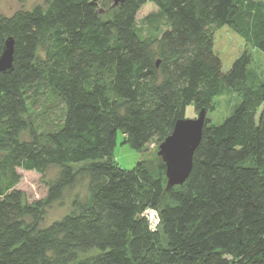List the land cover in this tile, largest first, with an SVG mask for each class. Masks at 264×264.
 I'll return each instance as SVG.
<instances>
[{
	"label": "trees",
	"instance_id": "16d2710c",
	"mask_svg": "<svg viewBox=\"0 0 264 264\" xmlns=\"http://www.w3.org/2000/svg\"><path fill=\"white\" fill-rule=\"evenodd\" d=\"M91 1L0 14V52L14 40L0 73V264H264V78L247 51L224 72L213 50L227 26L264 55V0H111L110 16ZM147 2L157 12L141 32ZM228 93L239 103L206 116L181 185L166 188L159 157L115 162L118 132L140 151L189 104L207 115ZM52 166L44 201H25L18 170ZM82 179L88 199L40 225Z\"/></svg>",
	"mask_w": 264,
	"mask_h": 264
},
{
	"label": "rangeland",
	"instance_id": "374dc122",
	"mask_svg": "<svg viewBox=\"0 0 264 264\" xmlns=\"http://www.w3.org/2000/svg\"><path fill=\"white\" fill-rule=\"evenodd\" d=\"M47 0H0V14L11 15L18 9H31L35 5L45 4ZM98 7L104 10L105 16L112 14V9L109 7L112 1L109 0V4L104 6V0H97ZM157 12V7L151 3H145L136 15V23L141 32H146L149 27L148 20L152 19ZM155 17V16H154ZM214 52L218 55L222 70L225 72L230 67L233 60L239 56L242 51H247L251 57V64L249 68L252 72L264 78V55L259 50L248 46L244 40L235 32H233L227 26L218 28L214 32ZM239 103V99L234 93H228L222 97L216 98L213 101L214 111L209 112L206 116L212 123H218L228 116L234 107ZM197 112L192 104L186 107L185 117L195 118ZM123 135L117 133V141L113 150V157L118 166L124 169L132 168L138 160L147 159L148 163L152 166L157 161L158 143L156 140L150 141L142 150L138 151L131 148L124 141ZM246 164L250 163L247 159ZM75 168L77 166H74ZM58 171V167L52 166L47 169L44 175H41L34 171H24L19 169L18 172L21 175L20 182L17 188L23 192L24 200L28 203H33L37 200L44 201L47 192V182L50 181ZM89 197L87 180L82 179L72 188L66 189L63 197L53 203L44 204L43 218L40 225H48L54 220L62 218L64 215L72 211L74 200L85 201ZM152 222L156 221V215L154 212L150 213ZM148 216V217H149Z\"/></svg>",
	"mask_w": 264,
	"mask_h": 264
},
{
	"label": "water",
	"instance_id": "95a60500",
	"mask_svg": "<svg viewBox=\"0 0 264 264\" xmlns=\"http://www.w3.org/2000/svg\"><path fill=\"white\" fill-rule=\"evenodd\" d=\"M113 1L115 6L120 0ZM96 2L91 1L92 4ZM13 53L14 40L9 36L4 40L0 52V73L12 70ZM205 118L206 110L202 108L195 118L178 119L171 133L159 143L157 156L165 164L166 188L181 185L186 180L192 167L193 153L201 139Z\"/></svg>",
	"mask_w": 264,
	"mask_h": 264
}]
</instances>
